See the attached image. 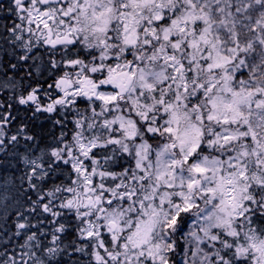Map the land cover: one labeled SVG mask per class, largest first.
Masks as SVG:
<instances>
[{"label": "snow or ice", "instance_id": "snow-or-ice-1", "mask_svg": "<svg viewBox=\"0 0 264 264\" xmlns=\"http://www.w3.org/2000/svg\"><path fill=\"white\" fill-rule=\"evenodd\" d=\"M0 264H264V0H0Z\"/></svg>", "mask_w": 264, "mask_h": 264}]
</instances>
